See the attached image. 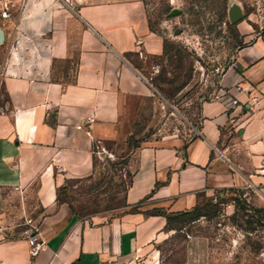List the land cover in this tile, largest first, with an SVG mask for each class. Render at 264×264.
<instances>
[{
	"label": "crops",
	"instance_id": "obj_1",
	"mask_svg": "<svg viewBox=\"0 0 264 264\" xmlns=\"http://www.w3.org/2000/svg\"><path fill=\"white\" fill-rule=\"evenodd\" d=\"M5 4L13 19L0 17V264H210L202 236L184 238L169 262L177 231L167 217L221 190H256L264 201V35L237 51L219 82L226 95L201 104L193 139L131 148L124 121L152 96L146 60L165 48L143 0H0V14ZM105 143L128 152L125 204L135 209L111 221L74 218L57 191L92 175ZM33 231L45 242L35 258Z\"/></svg>",
	"mask_w": 264,
	"mask_h": 264
},
{
	"label": "rangeland",
	"instance_id": "obj_2",
	"mask_svg": "<svg viewBox=\"0 0 264 264\" xmlns=\"http://www.w3.org/2000/svg\"><path fill=\"white\" fill-rule=\"evenodd\" d=\"M239 4L244 17L231 24L228 11ZM149 28L164 39V54L146 60L152 96L135 103L137 117L124 121L127 143L133 147L164 137L194 138L201 104L214 98L220 74L239 49L264 35V0H143ZM178 12L177 14H173ZM0 45V71L5 59ZM123 144L98 145L94 172L67 180L57 191V204L77 219L111 221L130 212L125 195L132 180ZM264 193V192H263ZM252 189L221 190L203 195L200 214L170 218L177 231L166 249L169 262L181 258L183 239L202 236L209 242L210 264H264V201ZM263 204H257L255 199ZM182 231L183 233H180Z\"/></svg>",
	"mask_w": 264,
	"mask_h": 264
},
{
	"label": "built area",
	"instance_id": "obj_3",
	"mask_svg": "<svg viewBox=\"0 0 264 264\" xmlns=\"http://www.w3.org/2000/svg\"><path fill=\"white\" fill-rule=\"evenodd\" d=\"M0 17L5 20H12L13 19V14L9 8L8 4H5L4 9L2 13L0 14ZM224 73L220 74V79L223 77ZM238 91H243V88L238 87ZM226 95V92L219 88V90L216 92L215 96L213 99L218 100L222 96ZM258 96H251L249 97V102L251 104H255L259 101ZM238 101H234V104H237ZM28 245H29V253L32 257H38V255L41 253L42 249L45 247V242L44 240L39 236V234L35 233L33 231L31 235L29 236L28 239Z\"/></svg>",
	"mask_w": 264,
	"mask_h": 264
},
{
	"label": "trees",
	"instance_id": "obj_4",
	"mask_svg": "<svg viewBox=\"0 0 264 264\" xmlns=\"http://www.w3.org/2000/svg\"><path fill=\"white\" fill-rule=\"evenodd\" d=\"M140 147V145L138 144V143H134L133 144V148H139ZM128 160V161H127ZM126 165L128 164V162H129V158H126ZM226 191H232V189H228V190H226ZM127 206V205H126ZM128 207V206H127ZM129 208V207H128ZM135 208H133V209H130L129 208V210H130V212H132L133 210H134ZM256 212L257 213H261V212H264L263 210H256ZM153 214H163V213H161L160 211H154L153 212ZM200 214V208L198 207V205L197 206H195L193 209H191L190 211H187V212H183V213H178L177 215L178 216H183V217H189V216H196V215H199ZM172 216H168L167 217V221H168V227L170 228V229H173V228H171L170 226H169V222L171 221V218ZM174 230V229H173Z\"/></svg>",
	"mask_w": 264,
	"mask_h": 264
},
{
	"label": "water",
	"instance_id": "obj_5",
	"mask_svg": "<svg viewBox=\"0 0 264 264\" xmlns=\"http://www.w3.org/2000/svg\"><path fill=\"white\" fill-rule=\"evenodd\" d=\"M178 12H174L173 14H177ZM228 15H229V21L231 24L237 23L240 20L243 19L244 14L242 11V8L239 4L233 3L228 11Z\"/></svg>",
	"mask_w": 264,
	"mask_h": 264
}]
</instances>
